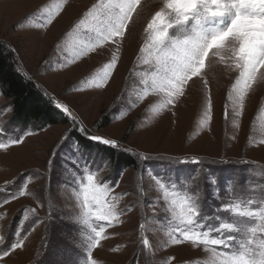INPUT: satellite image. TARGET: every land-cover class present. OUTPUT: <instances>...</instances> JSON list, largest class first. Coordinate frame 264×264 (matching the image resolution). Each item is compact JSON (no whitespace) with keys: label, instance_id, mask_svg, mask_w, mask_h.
Here are the masks:
<instances>
[{"label":"rangeland","instance_id":"1","mask_svg":"<svg viewBox=\"0 0 264 264\" xmlns=\"http://www.w3.org/2000/svg\"><path fill=\"white\" fill-rule=\"evenodd\" d=\"M98 2L0 0V42L11 52L15 69L31 77L28 80L54 106L59 102L70 109L68 115L55 107L65 123L45 127L16 125L12 113L0 121V143L23 141L0 149V235L5 238L0 254L20 239L17 232L25 244L3 264H87L93 229L106 223L86 216L81 208L88 174L112 186L108 198L119 216L105 228L101 246L92 249L98 264H163L172 256V264H220L222 258L214 252L239 255L256 221L218 209L235 203L252 210L264 207V85L241 105L232 92L236 73L228 71L216 53H209L222 37L204 51L209 60L201 77L189 81L178 103L162 107L163 93L149 90L145 95L144 81L151 84L155 68L138 54L142 24L138 22L122 44L107 41L88 50L99 39L97 25L79 21ZM144 2L148 8L159 4ZM57 5L61 11L53 15ZM231 20V13L206 20L200 31L211 37ZM255 27L253 20L241 19L236 31L246 34ZM192 35L190 25L174 27L162 47L171 49L174 42ZM113 56L118 64L98 88ZM200 64L204 67L203 58ZM7 106L9 101L0 93V108ZM88 133L115 139L120 147L101 144ZM137 153L151 158L139 159ZM114 156L127 157L134 165L120 166ZM172 198L196 202L203 231L220 222L233 223L237 231L229 248L174 244L184 225L170 210ZM210 235L217 238L214 232ZM143 239L149 240L147 248L142 247Z\"/></svg>","mask_w":264,"mask_h":264},{"label":"snow or ice","instance_id":"2","mask_svg":"<svg viewBox=\"0 0 264 264\" xmlns=\"http://www.w3.org/2000/svg\"><path fill=\"white\" fill-rule=\"evenodd\" d=\"M147 9V11H146ZM61 11L60 5L56 6V13ZM229 13L232 20L228 27L216 29L211 37L205 36L200 31L202 24L206 20L223 18ZM83 19L79 21L81 25L87 24L89 20L96 23V33L99 39L95 44L88 46V50L98 47L99 44L112 41L116 43L126 39L131 35L133 29L139 22L142 24L144 39L142 46L138 49L140 60L145 65L155 68L152 75L151 84L145 80L148 86L145 95L149 90L163 93L165 100L162 107L173 106L186 92L189 81H195L194 77H201L205 68L206 60L203 53L210 42L224 38L217 48H212L209 53L211 56L216 53V59L225 65L228 71L236 73V79L232 85V92L241 105L246 96L253 93L256 88L264 85V0H163L162 5L148 8L144 0H99L93 3L83 14ZM241 19H251L255 23V29L246 34L236 31ZM48 22H52V15ZM191 26L193 35L185 41L174 42L171 49L165 50L162 45L167 40L169 30L177 26ZM235 44V47L232 45ZM118 47L120 45H117ZM226 49V50H225ZM227 53V55H223ZM204 59V67H201L200 60ZM118 64V59L113 56L110 63L104 68V74L97 85L99 88L113 73ZM191 77V79H189ZM26 79L31 77L25 75ZM231 97V93L227 97ZM55 107L63 113L70 115L68 106L62 103H55ZM12 112V107L0 108V121L3 117ZM75 122V118H73ZM206 122V121H205ZM81 133H87L86 128H80ZM89 138L101 144L113 148H119L120 144L112 138L97 137L94 133H88ZM22 140L0 143V149L8 150L10 147L22 144ZM128 153L133 154V149L129 148ZM139 159L151 158L146 154L137 153ZM187 163L188 161H179ZM192 163H199L193 159ZM86 183L81 189L82 200L81 208L86 216L94 217L97 221H105V225L99 230L93 229L95 239L88 251L87 264H98V260L93 255V248L101 246L100 237L106 235L105 228L113 226V221L119 219L118 215L113 214L115 205L110 203L108 193L112 186L106 185L98 176L88 174L85 177ZM215 183V181H213ZM18 195L23 196L20 192ZM168 199L167 192L164 193ZM3 203H7L4 201ZM171 211L181 225L179 237L173 241L174 244H182L185 241L192 245L219 246L228 249L233 242V232L237 231L231 222H220L214 229L208 231L202 229L205 225L200 224V211L194 200L191 198L170 200ZM35 212V210H33ZM218 211L231 212L239 217H246L256 221L255 225L248 229L249 236L245 242L240 244L243 249L239 255H228L226 251L214 252V256L222 259L220 264H264V207L256 210L242 208L239 203L225 204ZM38 219L39 216H36ZM50 217H46L49 219ZM42 224L44 220L40 221ZM201 229V230H198ZM214 232L217 238H212L210 233ZM11 248L0 254V264H3L12 253L25 247L24 236H21ZM5 243V238L0 235V245ZM149 240L143 239L142 247L147 248ZM113 252L118 248H113ZM175 256L166 259L163 264H172Z\"/></svg>","mask_w":264,"mask_h":264},{"label":"trees","instance_id":"3","mask_svg":"<svg viewBox=\"0 0 264 264\" xmlns=\"http://www.w3.org/2000/svg\"><path fill=\"white\" fill-rule=\"evenodd\" d=\"M0 93L12 107V122L26 126L65 123V118L52 101L30 80L16 69L11 52L0 42ZM81 142V139L77 137ZM89 145V143H87ZM120 166L130 167L134 162L127 157H115Z\"/></svg>","mask_w":264,"mask_h":264},{"label":"clouds","instance_id":"4","mask_svg":"<svg viewBox=\"0 0 264 264\" xmlns=\"http://www.w3.org/2000/svg\"><path fill=\"white\" fill-rule=\"evenodd\" d=\"M158 3H159L160 5H162L163 0H158Z\"/></svg>","mask_w":264,"mask_h":264}]
</instances>
